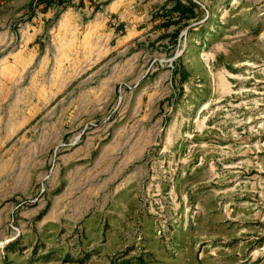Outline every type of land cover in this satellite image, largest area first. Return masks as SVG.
<instances>
[{
	"label": "rangeland",
	"instance_id": "rangeland-1",
	"mask_svg": "<svg viewBox=\"0 0 264 264\" xmlns=\"http://www.w3.org/2000/svg\"><path fill=\"white\" fill-rule=\"evenodd\" d=\"M0 264H264V0H0Z\"/></svg>",
	"mask_w": 264,
	"mask_h": 264
}]
</instances>
